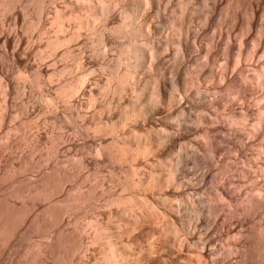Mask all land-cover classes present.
Here are the masks:
<instances>
[{
    "label": "bare ground",
    "instance_id": "obj_1",
    "mask_svg": "<svg viewBox=\"0 0 264 264\" xmlns=\"http://www.w3.org/2000/svg\"><path fill=\"white\" fill-rule=\"evenodd\" d=\"M0 264H264V0H0Z\"/></svg>",
    "mask_w": 264,
    "mask_h": 264
},
{
    "label": "rangeland",
    "instance_id": "obj_2",
    "mask_svg": "<svg viewBox=\"0 0 264 264\" xmlns=\"http://www.w3.org/2000/svg\"><path fill=\"white\" fill-rule=\"evenodd\" d=\"M220 16H221L222 18H223V17H224V18L226 17V16H224V15H219V17H220ZM214 29H215V28H213L212 30H214ZM201 126H202V125H201ZM197 127L200 128V125H198ZM28 131L30 132V130H28ZM195 138H196V140H197V138H198V141L201 140L197 135L195 136ZM22 146H23V145H22ZM24 147H25V146H24ZM24 149H26V147H25ZM124 164H125V163H124ZM122 165H123V164H122ZM126 165H127V164H126ZM126 165L123 166V167H124V168L127 167ZM194 169H196V168H194ZM67 183H68V182H67ZM68 184H69V183H68ZM86 214H87V216H88L89 214L91 215V213H89V212L86 213Z\"/></svg>",
    "mask_w": 264,
    "mask_h": 264
}]
</instances>
